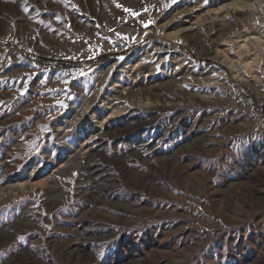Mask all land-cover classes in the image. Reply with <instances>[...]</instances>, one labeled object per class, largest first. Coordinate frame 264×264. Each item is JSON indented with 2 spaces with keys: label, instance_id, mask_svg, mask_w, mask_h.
<instances>
[{
  "label": "rangeland",
  "instance_id": "1",
  "mask_svg": "<svg viewBox=\"0 0 264 264\" xmlns=\"http://www.w3.org/2000/svg\"><path fill=\"white\" fill-rule=\"evenodd\" d=\"M0 264H264V0H0Z\"/></svg>",
  "mask_w": 264,
  "mask_h": 264
},
{
  "label": "snow or ice",
  "instance_id": "2",
  "mask_svg": "<svg viewBox=\"0 0 264 264\" xmlns=\"http://www.w3.org/2000/svg\"><path fill=\"white\" fill-rule=\"evenodd\" d=\"M206 2H207V0H206ZM118 7H119V5H117ZM165 7H168V5H165ZM26 10V9H25ZM126 12H131V15H133V16H139L140 15V13H137V12H134V11H132V10H130V9H124ZM144 11H147V9H144ZM149 23H151V21H149ZM145 27H147L148 26V24H145L144 25ZM58 103H61L62 104V102H58ZM20 239H23V237H21Z\"/></svg>",
  "mask_w": 264,
  "mask_h": 264
},
{
  "label": "trees",
  "instance_id": "3",
  "mask_svg": "<svg viewBox=\"0 0 264 264\" xmlns=\"http://www.w3.org/2000/svg\"><path fill=\"white\" fill-rule=\"evenodd\" d=\"M107 59H108V57L105 54H102V55L99 56V60L105 61Z\"/></svg>",
  "mask_w": 264,
  "mask_h": 264
}]
</instances>
